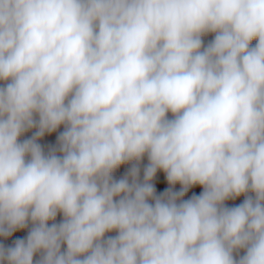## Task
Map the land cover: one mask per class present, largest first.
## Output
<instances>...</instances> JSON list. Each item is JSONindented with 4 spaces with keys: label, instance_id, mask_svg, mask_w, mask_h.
<instances>
[{
    "label": "clouds",
    "instance_id": "1",
    "mask_svg": "<svg viewBox=\"0 0 264 264\" xmlns=\"http://www.w3.org/2000/svg\"><path fill=\"white\" fill-rule=\"evenodd\" d=\"M26 228L0 264H264V0H0V237Z\"/></svg>",
    "mask_w": 264,
    "mask_h": 264
},
{
    "label": "crops",
    "instance_id": "2",
    "mask_svg": "<svg viewBox=\"0 0 264 264\" xmlns=\"http://www.w3.org/2000/svg\"><path fill=\"white\" fill-rule=\"evenodd\" d=\"M213 38V36L210 34L206 37H204V42L205 44H207L211 39ZM253 44H255V41H253ZM63 130V126H61L60 129H58L56 132L52 133V134H46L43 138H41L38 142L45 148V150L47 151V148L52 145L54 146L56 143V137L59 134L60 131ZM36 131V129H32L29 130L28 132L24 133L21 136V140L26 139L31 137V135ZM147 164V157L144 158V160L142 161V167L143 165ZM130 167V165L125 164V165H121L119 169H117L114 172V177L115 178H120L126 171L127 169ZM153 183L156 186L157 189V193L159 194L160 192L164 191L167 187H169V185L167 184V181L165 179V175L163 172H158L156 178L154 179ZM180 189V185H176L175 186V190H179ZM202 191V189L197 186L193 189H190V191L187 193V195L185 196V199L190 198L193 194H199ZM244 197L241 196L239 198H237L236 200H230L227 201V205L228 206H235L238 205L239 203H241L243 201ZM62 219V216L60 214H58L57 216V221L59 222ZM51 223V222H50ZM27 232L28 229H21V230H17L16 232L13 233V235L11 237L8 238H3L0 237V243L6 245V246H10L13 244L14 240H16L17 238H25L27 236ZM108 235H115V233H109ZM242 254V253H241ZM39 259V254H37L34 257V264H35V260Z\"/></svg>",
    "mask_w": 264,
    "mask_h": 264
}]
</instances>
